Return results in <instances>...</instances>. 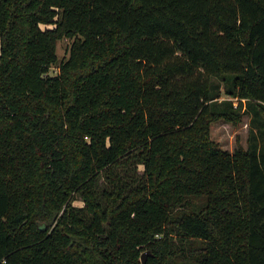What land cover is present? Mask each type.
I'll list each match as a JSON object with an SVG mask.
<instances>
[{
    "label": "trees",
    "instance_id": "16d2710c",
    "mask_svg": "<svg viewBox=\"0 0 264 264\" xmlns=\"http://www.w3.org/2000/svg\"><path fill=\"white\" fill-rule=\"evenodd\" d=\"M144 253L264 264V0H0V264Z\"/></svg>",
    "mask_w": 264,
    "mask_h": 264
},
{
    "label": "rangeland",
    "instance_id": "374dc122",
    "mask_svg": "<svg viewBox=\"0 0 264 264\" xmlns=\"http://www.w3.org/2000/svg\"><path fill=\"white\" fill-rule=\"evenodd\" d=\"M73 39L64 38L57 44V55L59 63L67 60L70 54V48L73 43ZM59 72L58 66L51 69V75H56ZM229 98L224 95L222 99ZM251 117L247 114H242V118L237 123H232L227 120H218L211 126V137L220 145V147L229 152H234L237 148L248 147V138L250 130ZM76 205L81 206L80 200L76 201Z\"/></svg>",
    "mask_w": 264,
    "mask_h": 264
},
{
    "label": "water",
    "instance_id": "95a60500",
    "mask_svg": "<svg viewBox=\"0 0 264 264\" xmlns=\"http://www.w3.org/2000/svg\"><path fill=\"white\" fill-rule=\"evenodd\" d=\"M147 257H148V254L147 253H144L143 255H142V262L145 264L146 263V260H147Z\"/></svg>",
    "mask_w": 264,
    "mask_h": 264
}]
</instances>
